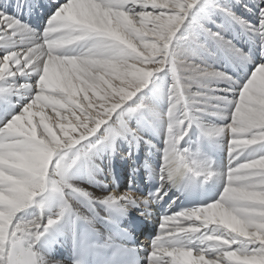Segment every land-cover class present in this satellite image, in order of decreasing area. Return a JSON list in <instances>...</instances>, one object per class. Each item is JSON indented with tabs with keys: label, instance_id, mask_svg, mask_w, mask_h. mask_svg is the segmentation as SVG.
Segmentation results:
<instances>
[{
	"label": "snow or ice",
	"instance_id": "snow-or-ice-1",
	"mask_svg": "<svg viewBox=\"0 0 264 264\" xmlns=\"http://www.w3.org/2000/svg\"><path fill=\"white\" fill-rule=\"evenodd\" d=\"M51 7L41 32L25 19L31 13L30 0H0V100L5 109L13 106V98L26 100L0 124V264H65L53 260L49 252L50 230L66 216L73 225L71 264H87L75 225L81 220L93 225V218L74 211L65 200L56 216L26 219L30 207L38 204L43 209L40 201L49 189L78 193L101 205L119 203L125 212L143 207L141 215L149 214L151 198L132 192L97 197L67 182L62 160L69 149L86 141L103 142L98 138L101 133L111 141L135 136L127 117L143 105L133 97L166 72L172 82L161 180L170 181L186 163L190 154L187 150L182 154L180 146L194 125L202 126L204 115L230 120L209 135L224 141L230 130L232 138L221 195L213 202L164 214L158 225L161 231L152 238L150 249H144L147 264H264V0L244 5L258 23L238 16L227 0H52ZM237 26L253 44L247 52L235 37L225 35ZM209 42L250 69L246 79L183 58L185 52L208 51ZM81 47L84 51L76 54ZM146 61L156 67L135 66ZM113 78L121 79L123 86L113 88ZM190 81L200 90L190 92ZM214 82L227 87H214ZM89 91L104 92L97 111L92 110L95 102L84 105L77 99L80 93L88 99ZM46 108L56 111L63 136L45 122ZM36 115L43 124L39 135L33 123ZM243 136L249 138H239ZM198 168L190 170L202 175L203 166ZM165 187L162 183L156 200L167 196ZM169 221L175 223L165 230ZM139 252L136 249L134 264H142Z\"/></svg>",
	"mask_w": 264,
	"mask_h": 264
},
{
	"label": "bare ground",
	"instance_id": "bare-ground-1",
	"mask_svg": "<svg viewBox=\"0 0 264 264\" xmlns=\"http://www.w3.org/2000/svg\"><path fill=\"white\" fill-rule=\"evenodd\" d=\"M227 3L232 6V10L238 16L251 19L254 23L259 22L258 18L249 13L244 7L245 4L252 7V0H239L238 3L237 0H227ZM217 20L218 22H223L222 17H217ZM214 30L216 29L214 28ZM225 35L230 39L235 37L234 42L246 52L253 48V44L249 37L240 34L238 26L234 31L229 30ZM179 43L180 42H177L178 45ZM180 47L182 50L183 46L180 45ZM82 51H84L82 47L75 49L76 54H81ZM225 54L226 53L219 51L212 42H209L208 51H197L192 53L185 52L183 53V58H186L189 62L200 64L203 67H210L211 70L215 71L230 73L229 71L231 69H235L241 72V78H245L246 72L250 69H244L240 66L238 68V65L233 63V61L223 57ZM256 55L258 56V52ZM222 58H224L223 62H221ZM129 63L131 64L133 62L129 61ZM135 66L146 70L156 67V65L147 61L144 64H136ZM153 81L145 87L140 94L137 93V98L133 97L136 103L140 101L142 102V99H145L143 101L144 103H142L143 107L136 113L127 117V123L129 127L135 131V136L132 134H126L125 136L117 137L114 141H111L104 140L103 136L106 135V133H101L98 134V138L103 142H97V138H93L91 142L86 141L81 145L69 149L62 160L67 182L79 188L86 189L97 197L105 196L109 193L124 194L126 192V187H123L122 189L112 187V172L117 162L123 168L124 166L121 164L122 161L126 162L132 160L131 158L136 157L137 152L140 149H147L149 146L161 150L165 155L167 139L165 117L170 106L168 89L172 82V75L170 72L160 73L159 78L154 82ZM110 83L113 88L123 86L121 79L113 78ZM213 86L220 88L227 87V85L222 82L219 84L214 82ZM149 87L150 90H152V93L148 90ZM104 89L105 91H110V89L107 88V85L104 86ZM197 90H200V85L195 81H190L189 91L195 92ZM87 96L88 99H84V93H80L77 99L84 105H87L89 101L95 102L96 107L92 110L97 111L99 103L103 100L104 92H100L99 95H97V93L89 91ZM110 102L111 100H109V103ZM24 103H26V100L13 98V106L10 109H5L3 101L0 100V124L5 120L10 119L11 115L19 111ZM38 107L39 105H37V108ZM37 108L32 109V111H37ZM61 115L68 116V113L61 110ZM76 115L78 116L80 113L77 112ZM45 117V122L53 128L56 135L58 137L63 136V133L60 131V122L56 111L52 108H46ZM68 118L75 122V117L68 116ZM39 121V115L33 117V123H37L38 125L37 135H39L43 129V124L39 123ZM230 122V120L226 122L218 117L204 115L200 121V125L202 126L194 125L190 135L180 146L182 154L184 150H187V153L190 154L187 157V160L189 161L191 168L200 170L198 165H202L203 174L200 175L201 178H208V172L216 173V175L211 178H213L222 188L224 187L222 174L227 170L228 164L227 145L231 141L232 134L229 130L228 137L223 141L221 137L209 135V133L214 128L225 126L226 123ZM64 123L67 125V121H64ZM78 133L79 129L76 133H73V135H78ZM239 138L248 139L249 137L243 136ZM207 141L213 142L219 150L226 154L225 158L218 160L214 167L209 165V159L204 149V145ZM223 144H225V148L223 147ZM193 161L195 163H193ZM65 200H67L70 206H73L74 208L80 210L83 208L84 199L82 195L78 193H65L62 189H49L40 201V203L44 205L43 209H41L38 204L34 205L27 210L25 217L26 219H34L41 214L45 218L56 216L58 215L60 208L63 207ZM69 228V217L66 216L63 222L54 225L50 230L51 241L49 255L53 260H61L58 257L59 247L56 240L62 241L63 239H67ZM195 255L196 253L194 252V256ZM211 258L212 257H206V259ZM168 259L171 258L168 257Z\"/></svg>",
	"mask_w": 264,
	"mask_h": 264
},
{
	"label": "rangeland",
	"instance_id": "rangeland-1",
	"mask_svg": "<svg viewBox=\"0 0 264 264\" xmlns=\"http://www.w3.org/2000/svg\"><path fill=\"white\" fill-rule=\"evenodd\" d=\"M215 55H216V54H215ZM223 57H224V58H228V59H230L229 56L226 55V54H225ZM224 58L221 59V62L224 61ZM230 60H231V59H230ZM231 61H232V60H231ZM233 63H235V62L233 61ZM235 64H236V63H235ZM236 65H237V64H236ZM238 68H239V65H238ZM241 68H242V67H241ZM159 76H160V74H159L156 78H154L153 80L155 81L157 78H159ZM245 79H246V78H245ZM154 81H153V82H154ZM242 81H243V80H242ZM148 90L151 91V93H152V90H150V87L148 88ZM149 94H150V92H149ZM143 98H144V97H143ZM142 100L144 101L145 99H142ZM143 101H142V102L140 101V102H138L137 104H142V103H144ZM142 105H143V104H142Z\"/></svg>",
	"mask_w": 264,
	"mask_h": 264
},
{
	"label": "clouds",
	"instance_id": "clouds-1",
	"mask_svg": "<svg viewBox=\"0 0 264 264\" xmlns=\"http://www.w3.org/2000/svg\"><path fill=\"white\" fill-rule=\"evenodd\" d=\"M3 218V213H0V219H2Z\"/></svg>",
	"mask_w": 264,
	"mask_h": 264
}]
</instances>
